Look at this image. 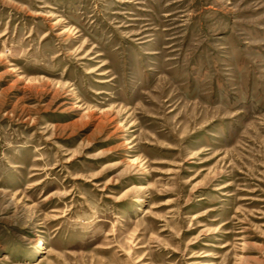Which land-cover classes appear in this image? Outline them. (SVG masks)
Listing matches in <instances>:
<instances>
[{
    "label": "rangeland",
    "instance_id": "obj_1",
    "mask_svg": "<svg viewBox=\"0 0 264 264\" xmlns=\"http://www.w3.org/2000/svg\"><path fill=\"white\" fill-rule=\"evenodd\" d=\"M0 264H264V0H0Z\"/></svg>",
    "mask_w": 264,
    "mask_h": 264
},
{
    "label": "bare ground",
    "instance_id": "obj_2",
    "mask_svg": "<svg viewBox=\"0 0 264 264\" xmlns=\"http://www.w3.org/2000/svg\"><path fill=\"white\" fill-rule=\"evenodd\" d=\"M144 189V187H141V190H143Z\"/></svg>",
    "mask_w": 264,
    "mask_h": 264
}]
</instances>
